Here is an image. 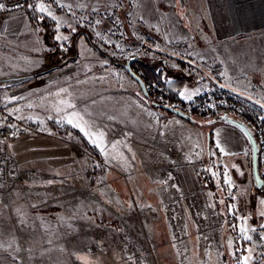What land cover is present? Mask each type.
<instances>
[{
	"label": "rangeland",
	"instance_id": "rangeland-1",
	"mask_svg": "<svg viewBox=\"0 0 264 264\" xmlns=\"http://www.w3.org/2000/svg\"><path fill=\"white\" fill-rule=\"evenodd\" d=\"M157 1L31 0L29 13L10 18L0 42V94L10 111L51 126L52 98L61 103L78 85L79 94L99 102L94 135L85 139L102 160L55 130L59 140L28 135L7 143L21 175L0 191V264H241L245 256L264 264V185L253 178L251 148L241 161L215 152L182 161L172 145L162 151L155 114L164 109L143 96L125 65L137 58L139 67L161 72L167 106H194L217 90L213 78L264 105V85L253 86L261 80L254 71L224 80L213 69L218 62L200 49L202 41L210 50V40L176 45L157 33L163 17H175L173 6H163L172 0H161L162 7ZM246 46L264 52V38ZM125 105L134 110L124 112Z\"/></svg>",
	"mask_w": 264,
	"mask_h": 264
},
{
	"label": "crops",
	"instance_id": "crops-1",
	"mask_svg": "<svg viewBox=\"0 0 264 264\" xmlns=\"http://www.w3.org/2000/svg\"><path fill=\"white\" fill-rule=\"evenodd\" d=\"M157 3L162 7L161 0H158ZM172 3V5H162L173 6L175 17L172 20L163 17L159 21L160 24L158 23L157 33H164L161 36H165L164 38L168 40H174L176 45L182 41L210 40V50L202 41L199 42L200 49H204L205 54L208 51V54L212 56L210 58L218 62L214 63L213 69L215 68V72L222 73L224 80L229 78L228 80L231 79L233 82V78L238 79L240 75L248 73L247 71H254L253 74L263 81L260 72L264 71V67L262 70V67L258 66H261L264 61L256 65L255 60L264 52L261 47L246 46V40L264 38V0H172ZM198 41L193 45H197ZM190 46L192 44L189 46L183 44L181 47L185 49ZM210 58L203 57L202 59L209 61ZM250 61L254 65L249 66ZM261 80L252 81L253 86H263ZM227 84L231 86V84ZM78 87L77 85L75 93L70 91L66 94L62 93L61 103H57L59 101L57 96L52 98L48 123L58 121L77 130L85 137L80 128L74 127V124L80 123L86 131L94 134V129L97 127L95 114L100 111V107L99 102L97 104L95 100L89 102L83 94H79ZM131 93L137 95L135 90H132ZM69 105H73V107ZM109 108L107 112H112ZM132 110L134 109L131 106L125 105L124 112L130 113ZM77 115L78 119H74ZM155 115L158 119L157 141L158 143L162 141L163 144L161 150L170 152L172 145L180 151L182 161L192 158L196 154L200 158H205L212 152L222 159L233 161L245 160L247 157L250 149L249 142L243 132L233 125L225 122L212 123L211 120L204 118L198 124L199 120L190 122L164 110L156 112ZM69 119H73L72 124L68 123ZM136 119L137 116H131L132 126L133 123H136ZM127 122L130 127L129 122L131 121L128 118ZM148 122L143 125L142 133L146 131ZM48 127L51 126L48 125ZM160 129L163 132L159 131ZM50 130L55 133L53 129L50 128Z\"/></svg>",
	"mask_w": 264,
	"mask_h": 264
},
{
	"label": "built area",
	"instance_id": "built-area-1",
	"mask_svg": "<svg viewBox=\"0 0 264 264\" xmlns=\"http://www.w3.org/2000/svg\"><path fill=\"white\" fill-rule=\"evenodd\" d=\"M4 7L0 8V40L9 32L10 18L29 13L32 9L31 0H14L8 2L0 0ZM204 104L196 103L194 106L186 107L182 104L168 102L169 106L176 109L186 110L190 116H200L204 119H216L222 116L232 117L245 123L247 105L231 96L224 95L217 90H210L204 94ZM28 135H37L54 140L60 138L52 132L44 122L34 119H23L16 117L10 111L6 99L0 94V191H7L14 185L21 175L18 165L7 150V143ZM75 152L83 155L91 154L80 146L75 147ZM80 153V154H81Z\"/></svg>",
	"mask_w": 264,
	"mask_h": 264
},
{
	"label": "trees",
	"instance_id": "trees-1",
	"mask_svg": "<svg viewBox=\"0 0 264 264\" xmlns=\"http://www.w3.org/2000/svg\"><path fill=\"white\" fill-rule=\"evenodd\" d=\"M132 65L134 67L133 68L134 71L140 74V76L143 78L147 86L149 96L151 99H153L152 102L164 105V102H162L160 99L166 100L170 98V94L167 93L165 89L161 72L153 70L145 65H140L139 67L136 62H133ZM213 81H214L213 85L216 86L218 92H221L227 96L229 95L232 98H235L238 101H242L247 105L245 123L250 128V130L253 132L257 140V143L259 145V161H260L262 157V152L264 151V143H262V140H263L262 130L264 128V105H262L260 102H258L257 100L253 98H250V97L246 98L242 94L228 92L227 88H224L223 85L219 81H217L215 78H213ZM205 101H206L205 95H201L197 99V103L199 104H204ZM50 125L53 130L57 131L61 135L71 134L75 136L78 140H80L83 143L84 146L87 147V149L91 152V154L95 157V159L102 160V155L99 152V150L95 146L90 145L85 139V137L81 133H79L77 130L71 128L68 125L62 124L58 121H54ZM212 144L213 143L211 140V146ZM263 164H264V161L261 160L260 165H263ZM114 178L115 180L116 179L118 180L117 177H114Z\"/></svg>",
	"mask_w": 264,
	"mask_h": 264
},
{
	"label": "water",
	"instance_id": "water-1",
	"mask_svg": "<svg viewBox=\"0 0 264 264\" xmlns=\"http://www.w3.org/2000/svg\"><path fill=\"white\" fill-rule=\"evenodd\" d=\"M137 60V58H131L125 65L126 71L129 73V75L136 80V82L139 84L141 91L143 93V96L146 99H150L148 90H147V86L143 80V78L133 69V62H135ZM153 105L159 107V108H163L164 110L176 114L182 118L187 119L190 122H194L196 121L192 116L186 114L185 112H183L180 109H176L167 105H163V104H158L155 102H152ZM212 123L215 122H225L227 124L233 125L236 128H238L240 131L243 132V134L246 136L250 148H251V155H252V174H253V178L255 180L256 186H258L259 188H262V186L264 185V179L262 178L260 171H259V145L257 143V140L253 134V132L250 130V128L247 126L246 123H244L241 120L232 118V117H228V116H222L220 118H216L211 120ZM210 137V136H208Z\"/></svg>",
	"mask_w": 264,
	"mask_h": 264
},
{
	"label": "snow or ice",
	"instance_id": "snow-or-ice-1",
	"mask_svg": "<svg viewBox=\"0 0 264 264\" xmlns=\"http://www.w3.org/2000/svg\"><path fill=\"white\" fill-rule=\"evenodd\" d=\"M3 7H4V6H3L2 4H0V8H3ZM39 10H40L41 12H45V11H46V8H45L43 5H41L40 8H39ZM49 15H51V13H49ZM55 39H56L57 41H60V40H67L68 37H63V36H61V35H57V36L55 37ZM181 95L184 96V93L182 92ZM187 98H188V99H191V96L189 95ZM69 106H70V107H73V105H69ZM74 119H78V115H77L76 117H74ZM68 123L72 124V123H73V119H69V120H68ZM74 127H78V128H80V131L83 132L85 136L94 135V134H90L88 131H86L85 128L82 127L80 123H75V124H74ZM95 142H96L95 139H93V143H95ZM97 146L99 147V144H97ZM261 215H264V213H261ZM242 231H246V229H242ZM245 239H249V240H250L251 237L246 236ZM249 259H250L249 256H245V257H243V258H242V262H241V264H248V260H249Z\"/></svg>",
	"mask_w": 264,
	"mask_h": 264
}]
</instances>
